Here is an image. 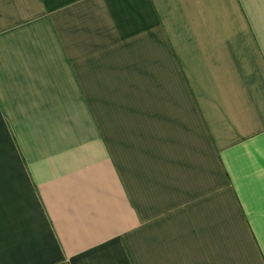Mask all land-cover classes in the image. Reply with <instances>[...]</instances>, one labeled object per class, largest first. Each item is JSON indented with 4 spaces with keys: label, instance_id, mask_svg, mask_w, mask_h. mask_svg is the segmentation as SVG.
<instances>
[{
    "label": "crops",
    "instance_id": "crops-1",
    "mask_svg": "<svg viewBox=\"0 0 264 264\" xmlns=\"http://www.w3.org/2000/svg\"><path fill=\"white\" fill-rule=\"evenodd\" d=\"M0 264H264V0H0Z\"/></svg>",
    "mask_w": 264,
    "mask_h": 264
}]
</instances>
